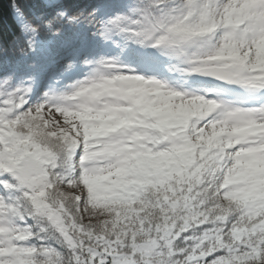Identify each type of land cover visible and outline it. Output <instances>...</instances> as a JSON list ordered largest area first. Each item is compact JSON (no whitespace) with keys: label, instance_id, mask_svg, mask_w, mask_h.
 Segmentation results:
<instances>
[{"label":"snow or ice","instance_id":"1","mask_svg":"<svg viewBox=\"0 0 264 264\" xmlns=\"http://www.w3.org/2000/svg\"><path fill=\"white\" fill-rule=\"evenodd\" d=\"M10 6L0 264H264V0Z\"/></svg>","mask_w":264,"mask_h":264},{"label":"trees","instance_id":"2","mask_svg":"<svg viewBox=\"0 0 264 264\" xmlns=\"http://www.w3.org/2000/svg\"><path fill=\"white\" fill-rule=\"evenodd\" d=\"M0 32H2L5 47H8L14 37L19 34V27L15 23L10 0H0Z\"/></svg>","mask_w":264,"mask_h":264}]
</instances>
